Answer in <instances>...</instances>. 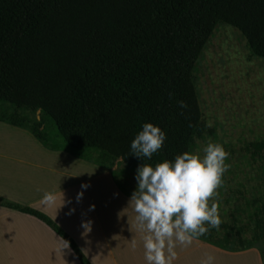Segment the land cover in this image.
Listing matches in <instances>:
<instances>
[{
    "label": "trees",
    "instance_id": "1",
    "mask_svg": "<svg viewBox=\"0 0 264 264\" xmlns=\"http://www.w3.org/2000/svg\"><path fill=\"white\" fill-rule=\"evenodd\" d=\"M219 23L264 59V0H0V103L13 107L0 121L28 128L50 149L107 167L119 160L131 171L142 163L129 145L143 122L167 137L145 163L191 152L208 130L195 65ZM23 111L40 118L29 125ZM251 145L264 150V142ZM0 204L42 220L90 264L51 218ZM253 218L252 240L262 241L264 201Z\"/></svg>",
    "mask_w": 264,
    "mask_h": 264
},
{
    "label": "crops",
    "instance_id": "2",
    "mask_svg": "<svg viewBox=\"0 0 264 264\" xmlns=\"http://www.w3.org/2000/svg\"><path fill=\"white\" fill-rule=\"evenodd\" d=\"M114 167L96 164L53 150L39 142L28 128L0 121V197L51 218L76 243L90 264H146L142 236L129 194L119 185ZM82 182L90 183L76 201ZM45 191L57 202L45 207ZM118 193V195H113ZM71 199V203H63ZM95 205L89 210V205ZM74 211L69 214V209ZM91 220L84 232L82 220ZM135 241V247H133ZM67 247V248H65ZM172 264H200L206 255L213 264H263L260 254L230 251L200 237L175 249ZM0 264H81L69 245L37 217L0 204Z\"/></svg>",
    "mask_w": 264,
    "mask_h": 264
},
{
    "label": "rangeland",
    "instance_id": "3",
    "mask_svg": "<svg viewBox=\"0 0 264 264\" xmlns=\"http://www.w3.org/2000/svg\"><path fill=\"white\" fill-rule=\"evenodd\" d=\"M194 83L208 130L191 152L202 155L199 150L206 143L217 142L229 154L223 183L209 200V204L217 202L222 222L208 231L210 237L202 238L226 250L257 252L264 264V240H252L253 214L264 201V150L251 145L264 142V59L252 54L237 29L219 23L196 62ZM12 110L11 105L0 103V115ZM21 113L29 118V125L40 118L39 112ZM113 167L119 185L132 191L135 171L119 160ZM239 233L244 247H240ZM232 261L223 264H237Z\"/></svg>",
    "mask_w": 264,
    "mask_h": 264
},
{
    "label": "clouds",
    "instance_id": "4",
    "mask_svg": "<svg viewBox=\"0 0 264 264\" xmlns=\"http://www.w3.org/2000/svg\"><path fill=\"white\" fill-rule=\"evenodd\" d=\"M178 103L181 108L187 107L184 101ZM166 138L158 125L143 122L129 145V154L142 161L134 172L135 187L128 206L135 213L138 229L144 233L142 246L146 264H172L178 244L187 247L210 229L219 228L222 222L217 202L213 200L209 204V200L217 195L216 189L223 183V174L229 167L225 163L228 152L222 144L208 142L199 150L202 155L184 151L171 160L145 163L162 149ZM88 187L90 183H81V190L76 193L77 202ZM40 202L45 207H53L57 195L45 191ZM66 203H71V199L65 200L63 194L62 205ZM94 208V204L89 205V210ZM73 211L74 208L69 209V214ZM91 224L90 219L81 221L84 232L91 231ZM213 260L212 255H206L200 264H213Z\"/></svg>",
    "mask_w": 264,
    "mask_h": 264
}]
</instances>
